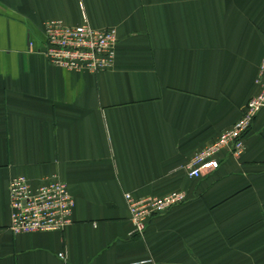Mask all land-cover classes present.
Returning a JSON list of instances; mask_svg holds the SVG:
<instances>
[{"label":"crops","instance_id":"0c3cea01","mask_svg":"<svg viewBox=\"0 0 264 264\" xmlns=\"http://www.w3.org/2000/svg\"><path fill=\"white\" fill-rule=\"evenodd\" d=\"M115 31L110 69L40 54L41 24ZM264 0H0V264H264V108L238 157L187 175L257 93ZM54 175L73 200L61 230L13 234L7 182ZM182 191L131 234L123 195Z\"/></svg>","mask_w":264,"mask_h":264},{"label":"built area","instance_id":"2783aa9c","mask_svg":"<svg viewBox=\"0 0 264 264\" xmlns=\"http://www.w3.org/2000/svg\"><path fill=\"white\" fill-rule=\"evenodd\" d=\"M41 33L40 54L53 66L73 73L95 74L110 69L113 64L116 39L112 28L95 29L85 19L77 25L53 19L42 22ZM254 84L257 93L246 102L241 117L190 158L187 164L189 178H203L216 170L220 164L217 155L222 151L233 157L243 153L245 137L264 108V56ZM123 198L133 235H142L151 218L187 201L182 191L142 198H133L126 193ZM7 203L8 228L13 234L61 230L70 223L73 207L66 184L54 175L43 177L36 185L20 175L10 178Z\"/></svg>","mask_w":264,"mask_h":264}]
</instances>
